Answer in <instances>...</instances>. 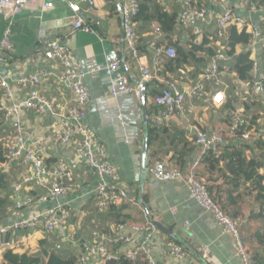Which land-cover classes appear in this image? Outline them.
Returning <instances> with one entry per match:
<instances>
[{"label": "crops", "instance_id": "obj_1", "mask_svg": "<svg viewBox=\"0 0 264 264\" xmlns=\"http://www.w3.org/2000/svg\"><path fill=\"white\" fill-rule=\"evenodd\" d=\"M71 1H76L79 4L81 8L80 17L96 33L83 31L72 33L74 13L69 6ZM231 2L238 14L249 17L254 23L260 22L261 17H264V13L259 12L249 15L239 1L231 0ZM153 3L160 5L169 14H177L179 20L183 9L181 0H151L149 5ZM155 26L156 23L148 26L138 21V29L142 36V52L139 57H134L128 49L125 39L122 0H59L51 10H45L41 5L26 8L20 15L13 18L0 16V42L4 38L6 30H10L14 46L13 54L7 62L8 65L3 67L2 71L5 74L9 73L13 78H28L40 72H48V75L42 78L39 90L47 99L55 102L57 114L66 113L74 106L73 95L69 84L59 81L62 67L56 62L46 59L44 52L47 40H58L60 44L68 46L87 73L86 82L90 91V102L87 109L86 123L93 128L99 141L105 145L110 161L118 170L119 185L124 189L131 190L134 195L136 194L137 198L139 197L138 201L143 196L145 200L147 199L146 204L150 209L151 219L162 223L178 236L181 245L190 252V264H201L198 256L205 252H208L211 257L212 264H243L233 237L225 234L215 217L199 206L191 197L185 183L181 181L156 182L149 174L151 164L156 161L179 157L180 153L189 150L197 129L210 133L216 130L225 131L237 118L246 115L242 104L239 106L234 105V109L230 108L228 104L230 85L225 92L227 100L224 104L220 106L213 104L210 95L208 101L199 100L194 102L192 113L187 112L185 115L174 117L161 126L165 129V135L162 136L163 138L161 137V141L148 148V176L145 184H142V155L143 142L145 134H147L146 127L152 121L157 110L156 105L153 103V97L149 93L154 90H163L168 82H178L182 86L187 85L186 77L190 74L188 70L192 67L186 68L184 74H168V78L161 73L160 80L146 83L148 124L144 122L142 100H138L131 94L117 98L111 96L112 79L106 75L105 70L111 59L118 56L131 83L138 86L142 80L141 67L146 66L151 70L154 68V51L151 44L154 40L153 30ZM261 26L263 27L264 23ZM193 37L196 42H202L203 40H197L191 30L183 29L178 24L171 40L178 41L180 45L188 47V43ZM244 50H247V48L242 45L236 47L238 54ZM249 51L251 52V59L258 65L256 71L253 72L256 82L262 81L264 78V49L260 47L255 51ZM203 56H205L204 53H202ZM168 60L166 57L165 61ZM230 62L232 64V61ZM231 64L227 65L229 69H231ZM188 77L194 78L192 74ZM224 79L225 81L232 79V84L241 88L244 92L243 101L246 100V96L251 94L252 88L247 86V83L237 79L234 73H227ZM210 88L213 89L214 87L210 86ZM255 89L257 93L261 92L259 87L255 86ZM1 98L2 93L0 100ZM0 116L7 128L2 134L0 133L1 144L5 137L15 133L16 126L10 121H6L2 113H0ZM57 120L58 118L54 116L41 117L33 111L28 112L23 119V126L28 139L50 138L49 136L52 135L51 127ZM258 124L261 127L264 126V115L258 121ZM262 131L264 132V130ZM252 133L256 136L254 131ZM168 136H175L180 143L170 144L166 140ZM240 143L239 139L230 138L227 139L226 147L234 148ZM249 145L252 150H247L246 155L248 159H251L260 151L252 142ZM197 152L198 149L194 150L193 148L190 150L186 166H189L195 159ZM73 154L72 148H63L54 142L48 143L44 151L45 163L50 168L56 166L61 158L75 163L76 166L74 170L77 183L76 191L58 200L60 203L70 206L74 213V219L68 232L65 234L59 232L47 233L41 226L37 229L11 233L7 237L9 246H0V264H6L4 252L8 248L20 255L25 253L35 255L42 250L41 241L52 243L50 251L59 249L62 253L73 255L77 260L84 246L91 242L92 232L97 227L105 228L111 222V216L106 212L99 215L94 208V190L98 183L95 171L77 163ZM206 166L203 165L202 174L212 176V178H209L212 187L227 191L228 186L221 181L224 176H228L226 163H220V168L212 172L208 169V164ZM0 170L6 178V184L1 189L0 197L6 199L9 203V211L6 209L8 211L7 215L0 219V229L11 227L22 219L37 216L58 202L51 200L47 196L46 190L33 188L32 185H28L21 192L16 191V185L23 180V177L30 170L32 172L30 166L23 160L12 166H7L4 163L0 165ZM260 174H264L263 168L260 169ZM249 187L250 183H247L241 187L240 191L234 192L233 197L240 192L243 198L237 199L236 205L232 206L230 204L229 207L231 212L236 209L242 217L240 220L242 235L253 260L254 254L262 253L264 250L256 241V237L264 236V213L257 217L261 213L260 205L251 197V194H247ZM26 195L47 199L42 203H36L21 210L16 209V203ZM224 198L228 200L227 196ZM122 213L130 215L136 223L146 224L152 222L141 204H130L122 210ZM68 233L74 236L77 234V237L71 239ZM136 237L138 238L139 234H136ZM170 240H174V238L162 230H159L155 237L153 255L159 264H175L174 259L169 255L168 243ZM11 242L16 243L17 246H12ZM127 246L115 247V252L119 258L124 255ZM43 259L44 262L47 261L46 256Z\"/></svg>", "mask_w": 264, "mask_h": 264}, {"label": "built area", "instance_id": "obj_2", "mask_svg": "<svg viewBox=\"0 0 264 264\" xmlns=\"http://www.w3.org/2000/svg\"><path fill=\"white\" fill-rule=\"evenodd\" d=\"M58 1L0 0V16L13 18L20 15L24 9L37 5H41L45 10H51ZM237 1L243 4L249 15L257 12L264 13L262 4H257L252 0ZM140 3L141 0H122L125 39L128 49L134 57H139L137 17ZM231 3V0H182L183 10L179 16V26L190 29L199 41L206 35L210 39L217 36L216 44L219 49L196 79L188 77L192 72L191 68L188 70L190 74L186 77L187 85L182 86L178 82H168L165 85L161 95L155 101L157 110L152 121L158 127L165 125L174 117L185 115L187 112L192 113L194 102L208 101L210 95L211 102L215 105L220 106L226 102L225 92L229 89V84L224 78L229 71L227 65L231 59L226 53L225 43L228 38V30L231 27H236L239 31L249 34L248 50L255 51L260 47L264 49V26H261L264 23V17H261L260 22L254 23L249 17L238 14ZM69 6L74 13L72 33L77 31L96 33L80 17L79 4L76 1H71ZM164 36L160 26L156 25L153 32L154 40L151 44L154 51V68L151 70L146 66L141 67V84L160 80L159 73L163 71L164 60L166 57L174 58L176 55L173 47L165 49V47L157 45V41L162 40ZM13 51L11 33L10 30H6L4 38L0 42V91L2 92L0 113L3 114L6 121H10L16 126V131L5 137L1 144L6 151L7 161L5 164L7 166H12L23 160L32 169V172L30 170L16 185V191L21 192L28 185H32L33 188L46 190L47 196L54 201L76 191L75 163L63 158L59 159L58 164L52 168L45 163V146L54 142L63 148H72L75 161L95 171L98 183L94 190V201L98 209L106 210L112 205L122 203L140 205L131 190L124 189L119 185L118 170L110 161L105 145L99 141L93 128L86 123L90 102V91L86 82L87 73L71 49L60 44L58 40L51 39L45 42V58L62 67L59 81L69 84L74 98V106L68 112L61 114H57L55 102L47 99L39 90L40 82L48 75V72H40L28 78H13L9 73H3L2 68L8 65V59ZM257 66L254 61L253 72L256 71ZM105 73L112 79L110 94L113 98L131 94L138 100H142L141 86L131 83L118 56L111 59ZM210 86L214 88L212 89ZM256 86L261 91L263 90L261 80L256 82ZM30 111L41 117L54 116L58 118L51 127L50 138L28 139L23 119ZM240 125V118H237L225 131L216 130L210 133L197 129L193 143L198 152L186 170L177 168L170 160H163L151 164L149 174L156 182L181 181L185 183L191 197L205 212L215 217L225 234L233 237L243 264H252V257L242 235L240 222L232 220L213 201L207 189L209 181L206 176L202 175L205 160L211 155H221L227 145V139L234 137ZM46 199L45 197L35 198L26 195L16 203L15 208L21 210L36 203H42ZM72 214L73 210L70 206L58 201L37 216L22 219L11 227L0 229V237L4 238L1 239V247H8L7 236L20 230L37 229L42 226L47 233L65 234L70 227ZM158 233L159 230L151 221L146 224L128 222L123 225H113L110 234L93 233L91 242L84 246L78 256L77 264H104L107 259L112 257L119 260L115 247L120 245L131 246H127L123 255L131 262L143 259L146 264H159L153 255V243ZM136 234H139L138 238ZM68 236L74 239V235ZM11 245L17 246L14 242ZM168 247L169 255L174 259L175 264H190V252L182 245L170 240ZM201 256L212 264L208 252Z\"/></svg>", "mask_w": 264, "mask_h": 264}, {"label": "trees", "instance_id": "obj_3", "mask_svg": "<svg viewBox=\"0 0 264 264\" xmlns=\"http://www.w3.org/2000/svg\"><path fill=\"white\" fill-rule=\"evenodd\" d=\"M257 4L264 5V0H252ZM151 0H141L140 9L137 17V22L141 21L142 23L150 26L153 23L159 25L161 31L164 33V37L162 40L157 41V45L165 47L168 49L173 47L176 51V55L174 58H168V61L163 62V71L159 73V77H161V73L164 77H167L168 74H184L186 72V68L192 67V76L196 79L199 74L206 68L208 65L210 58L213 57L218 51L219 47L217 46V36L213 38H209L207 35L204 37L202 42H196L195 38L191 39L188 43V47H184L179 44L178 41L171 40L173 38L174 33L177 30L179 20L177 14H169L166 12L160 5L158 4H150ZM182 2V0H181ZM183 5V4H182ZM183 10V9H182ZM182 12V11H181ZM184 29V28H183ZM155 30V27H154ZM153 30V32H154ZM190 30V29H188ZM139 31V29H138ZM142 36L139 31V40L137 44V50L139 54L142 52L141 41ZM153 42V41H152ZM250 43V36L245 31H239L236 27H231L228 30V38L225 43L226 53L230 57L231 69L227 73L235 74L237 79L240 81L247 83L251 88V94L246 96V100L244 99V92L241 88H238L237 85L232 84V79H227L226 81L231 86V89L228 92L229 99L228 104L231 109H234V105L236 104L243 105L245 109L244 117H239L241 125L237 128L233 139H239L241 141L237 147L229 148L225 146L224 152L219 155H211L209 156L205 162L204 167L208 164V169L210 171H214L220 168V163H226L227 175L224 176L221 181L224 185L228 186L227 191H223L219 188L212 187L209 178L212 176L205 175L209 181L207 189L213 199V201L218 204L221 209L232 219L235 221L241 220L240 213L235 209L234 212L230 211V204L232 206L236 205L237 199H242L243 195L239 192L237 196L233 197V193L236 191H240L243 185L250 183L249 192L247 194H251V197L260 205L259 214L262 215L264 213V174H260V169H264V126L261 127L258 124V121L264 115V78L262 80V88L263 90L257 93L254 87L256 86V78L253 74V66L254 62L251 59V52L248 50V45ZM238 45H242L247 48V50L242 51L241 53H237L236 47ZM202 53L205 56L202 57ZM196 76V77H195ZM168 78V77H167ZM232 80V81H231ZM149 84V83H148ZM0 91V95H1ZM162 93L161 90L151 91L149 94L153 97V103L158 96ZM151 97V98H152ZM233 107V108H232ZM151 113V112H150ZM152 114V113H151ZM3 119L0 116V133L2 134L5 129ZM232 125V124H231ZM256 133V136L253 135L252 132ZM146 133L148 134V143L149 147L154 146L156 143L161 141V137L165 135V129L163 127H158L150 121V124L146 127ZM176 136V135H175ZM167 137L166 140L170 142V144H177L180 141L176 140V137ZM249 136V138H247ZM255 136V137H254ZM163 138V137H162ZM181 138V137H180ZM179 138V139H180ZM252 142L256 148L260 151L256 156L254 155L251 159H248L246 155L247 150H252L249 143ZM185 148V147H184ZM196 150L197 147L192 144L191 148L187 151H183L180 153L179 157L170 158V161L177 167L182 170H186L188 165L185 164L188 162V153L191 149ZM251 148V149H250ZM6 151L3 148L2 144H0V165L6 163ZM207 169V166H206ZM203 175V174H202ZM6 184V178L4 174L0 170V192ZM246 194V196H247ZM133 196L136 199V194ZM227 196L226 200L224 197ZM144 203L147 202V199H144ZM95 202V201H94ZM140 203V201H139ZM129 203H122L120 205H112L106 210H100L94 204V208L99 215H103L102 213L108 214L111 216V222L107 224L105 228H98L92 232H97L99 234L111 233V227L113 225H123L128 222H134V219L130 215H124L122 210L128 207ZM9 211V203L6 199H2L0 197V219L4 218L7 215V210ZM74 219V213L72 214V219L69 225L72 224ZM153 223V222H152ZM154 224V223H153ZM106 225V224H105ZM155 225V224H154ZM156 226V225H155ZM157 227V226H156ZM158 230H160L157 227ZM161 231V230H160ZM70 235V233H68ZM77 237V234H75ZM74 236V237H75ZM8 237V236H7ZM0 237V241H1ZM245 240V238H244ZM174 241L181 245L180 239H174ZM256 241L263 247L264 249V236L256 237ZM52 243L48 241H41L42 250L38 254H17L12 249H7L4 252V260L6 264H77L76 257L70 254L62 253L61 250H53L50 251ZM1 246V245H0ZM185 248V247H184ZM186 249V248H185ZM46 256L47 261L44 262L43 257ZM254 259L252 260V264H264V250L262 253L254 254ZM118 264H146L143 259H140L137 262H131L124 258L123 256L118 260Z\"/></svg>", "mask_w": 264, "mask_h": 264}, {"label": "water", "instance_id": "obj_4", "mask_svg": "<svg viewBox=\"0 0 264 264\" xmlns=\"http://www.w3.org/2000/svg\"><path fill=\"white\" fill-rule=\"evenodd\" d=\"M138 85L141 86L142 88V102H143V108H144V122L148 124V115H147V109H146V91H145V85L146 84H141L139 83ZM148 134H145L144 142H143V155H142V184H145L146 178L148 176V148H149V139H148ZM140 204L143 206L145 209L147 216L151 219L150 217V209L146 203L143 201V197L140 199ZM152 222L163 232L168 234L170 237L174 239H178V236L169 228L164 226L162 223L157 222L152 220ZM198 260L201 264H211L208 261H206L202 256H198ZM104 264H118V259L115 257L109 258L106 260Z\"/></svg>", "mask_w": 264, "mask_h": 264}]
</instances>
